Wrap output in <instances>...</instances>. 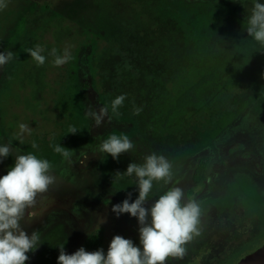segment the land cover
<instances>
[{"label": "rangeland", "instance_id": "1", "mask_svg": "<svg viewBox=\"0 0 264 264\" xmlns=\"http://www.w3.org/2000/svg\"><path fill=\"white\" fill-rule=\"evenodd\" d=\"M253 2L7 0L0 52L16 56L0 66V143L12 141L21 154L48 160L56 177L21 221L28 235L40 232L41 242L25 264H57L63 244L66 254L80 247L92 252L84 242L99 229L105 253L116 235L140 247L137 219L111 209L129 193L130 203L138 197L136 178L122 173L152 153L169 160L172 179L154 181L144 206L178 186L201 208L200 234L182 259L165 264H214L264 230V48L245 30ZM37 45L46 57L41 66L24 51ZM54 48L61 56L67 49L72 59L54 66ZM210 74L167 121L177 97ZM122 94L113 113L111 102ZM89 106L107 107L112 122L105 117L95 126L85 115ZM21 123L30 135H17ZM73 126L78 133H69ZM112 134L134 144L117 160L98 152ZM77 139L88 145L79 148ZM56 145L74 151L68 163ZM203 157L212 159L211 171L198 186L192 176ZM14 160V154L0 158V177ZM72 222L79 226L75 236L67 231L76 228ZM80 225L87 226L77 233Z\"/></svg>", "mask_w": 264, "mask_h": 264}, {"label": "clouds", "instance_id": "2", "mask_svg": "<svg viewBox=\"0 0 264 264\" xmlns=\"http://www.w3.org/2000/svg\"><path fill=\"white\" fill-rule=\"evenodd\" d=\"M6 7L7 0H0V10ZM246 11L247 35L264 48V3L254 0ZM24 51L38 66L45 63L46 57L41 54L44 51L41 46L37 45ZM50 54L55 57L54 66H61L72 59L67 49L62 56L56 54L55 48ZM15 56L12 51L0 52V66L7 64ZM125 98L126 94H122L111 102L113 113L118 114L117 109L122 106ZM141 110L136 108L134 114L139 115ZM85 115L95 126H100L105 117L108 123L112 122L105 106L100 107L98 111L89 106ZM78 132L74 126L69 128L71 134ZM25 133L30 135L31 128L28 124L21 123L17 135L23 136ZM31 146L37 147L35 142ZM133 148L134 144L127 135L112 134L103 140L98 152L117 160L121 154L128 153ZM54 151L61 154L65 160H70L74 154L73 150L61 145L54 146ZM13 154L14 164L6 175L0 177V264H25L29 259L26 253H34L38 249L41 244L40 232L33 231L28 235L22 230L21 221L26 216V210L35 204L37 195L56 184V177L51 174L52 165L48 160L37 158L32 153L21 154V149L14 147L12 141L7 144L0 143V158ZM122 174L136 178L138 197L130 203L129 193L128 198L114 204L111 211L117 217L127 213L137 219L140 247L119 235L111 239L106 253L103 249L88 252L80 247L74 253L66 254L63 244L59 247L57 264H165L169 257L182 259L186 255L185 245L200 234L199 203L191 199L185 200L184 190L177 186L159 195L150 207L144 206L150 198L154 181H171L172 165L169 160L163 155L152 153L144 158L143 164L129 163Z\"/></svg>", "mask_w": 264, "mask_h": 264}, {"label": "trees", "instance_id": "3", "mask_svg": "<svg viewBox=\"0 0 264 264\" xmlns=\"http://www.w3.org/2000/svg\"><path fill=\"white\" fill-rule=\"evenodd\" d=\"M212 77H213L212 74L204 75L200 79H198L194 84L188 87L185 91H183V93L177 97L176 105L169 110L166 116L167 121H169L171 116L175 113V111L180 108V104L182 102L185 101L188 102L190 98L195 96V91L198 88H200L208 79ZM194 99L195 98H193L192 100ZM211 164H212V159H210L209 157H203L198 161L192 176L195 185L198 186L202 185L204 181L207 180L211 171ZM188 192L191 193L192 189H189ZM263 239H264V230L254 236L242 240L241 243H239L229 255H227L226 257H224V259L217 261L214 264H235L238 258H240L246 253L251 252L256 248V246H258V245L256 246L254 245L256 241L260 242ZM102 240H103V231L99 229L87 236L84 245L87 249L93 252L98 250V248L101 246ZM261 243H259V245ZM133 244L136 246L135 241H133Z\"/></svg>", "mask_w": 264, "mask_h": 264}, {"label": "water", "instance_id": "4", "mask_svg": "<svg viewBox=\"0 0 264 264\" xmlns=\"http://www.w3.org/2000/svg\"><path fill=\"white\" fill-rule=\"evenodd\" d=\"M235 264H264V242L238 258Z\"/></svg>", "mask_w": 264, "mask_h": 264}, {"label": "flooded vegetation", "instance_id": "5", "mask_svg": "<svg viewBox=\"0 0 264 264\" xmlns=\"http://www.w3.org/2000/svg\"><path fill=\"white\" fill-rule=\"evenodd\" d=\"M84 141H85V139H83V140L77 139V143H78V145H79V146L81 145L79 148H85L86 145H88V144H84V145H83V144L81 143V142H84ZM14 145L16 146V144L13 143V146H14ZM81 151H82V150H81ZM61 158H62V157H61ZM61 162H62V160H61L60 162H57V163H60V164H61ZM64 163H68V161L65 160ZM55 165H56V164H55ZM81 207H82V205H76L74 208H75V209H77V208L79 209V208H81ZM74 208H73V210H74ZM71 225H72V226H76V228H73V229L69 228V230H68V228H67L68 234H71V233L73 232V234H74V236H75V233H76L75 231H76V229H78L79 226H78V224L75 223V222H72ZM80 226H81V227L79 228L80 231L78 230L77 233L83 231V228L86 227L87 225H85V226L80 225ZM82 226H83V227H82ZM69 236H70V235H69ZM74 236H73V237H74ZM70 238H71V237H70ZM69 240H70V239H69Z\"/></svg>", "mask_w": 264, "mask_h": 264}]
</instances>
